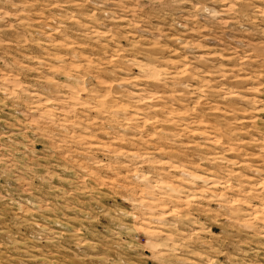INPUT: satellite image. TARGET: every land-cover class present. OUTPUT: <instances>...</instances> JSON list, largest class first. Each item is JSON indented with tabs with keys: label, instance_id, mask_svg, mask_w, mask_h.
Wrapping results in <instances>:
<instances>
[{
	"label": "rangeland",
	"instance_id": "rangeland-1",
	"mask_svg": "<svg viewBox=\"0 0 264 264\" xmlns=\"http://www.w3.org/2000/svg\"><path fill=\"white\" fill-rule=\"evenodd\" d=\"M0 264H264V0H0Z\"/></svg>",
	"mask_w": 264,
	"mask_h": 264
},
{
	"label": "bare ground",
	"instance_id": "bare-ground-1",
	"mask_svg": "<svg viewBox=\"0 0 264 264\" xmlns=\"http://www.w3.org/2000/svg\"><path fill=\"white\" fill-rule=\"evenodd\" d=\"M216 184V183H215ZM214 183H213V186L215 187L216 185H215Z\"/></svg>",
	"mask_w": 264,
	"mask_h": 264
}]
</instances>
